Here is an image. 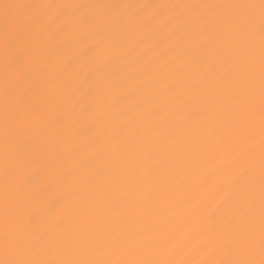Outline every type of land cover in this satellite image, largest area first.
I'll return each instance as SVG.
<instances>
[{
    "label": "snow or ice",
    "instance_id": "snow-or-ice-1",
    "mask_svg": "<svg viewBox=\"0 0 264 264\" xmlns=\"http://www.w3.org/2000/svg\"><path fill=\"white\" fill-rule=\"evenodd\" d=\"M0 264H264V0H0Z\"/></svg>",
    "mask_w": 264,
    "mask_h": 264
},
{
    "label": "bare ground",
    "instance_id": "bare-ground-1",
    "mask_svg": "<svg viewBox=\"0 0 264 264\" xmlns=\"http://www.w3.org/2000/svg\"><path fill=\"white\" fill-rule=\"evenodd\" d=\"M160 2H180V0H160Z\"/></svg>",
    "mask_w": 264,
    "mask_h": 264
}]
</instances>
